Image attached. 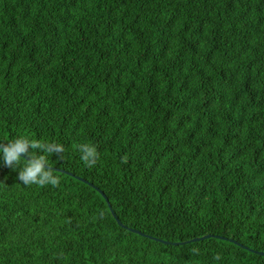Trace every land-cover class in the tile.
<instances>
[{
    "label": "trees",
    "instance_id": "1",
    "mask_svg": "<svg viewBox=\"0 0 264 264\" xmlns=\"http://www.w3.org/2000/svg\"><path fill=\"white\" fill-rule=\"evenodd\" d=\"M16 141L0 264H264V0H0Z\"/></svg>",
    "mask_w": 264,
    "mask_h": 264
},
{
    "label": "clouds",
    "instance_id": "2",
    "mask_svg": "<svg viewBox=\"0 0 264 264\" xmlns=\"http://www.w3.org/2000/svg\"><path fill=\"white\" fill-rule=\"evenodd\" d=\"M32 147H37L36 144H32ZM28 144L24 141H16V142H10L9 146L4 148L2 151L5 165L8 167H11L13 164L19 165L21 162V154L29 155L31 156L32 160H35V162L24 161V165L21 168V171L19 173V176L17 179L19 181L23 182V185L30 186V185H37L39 187H44L45 185L49 184V179L51 176V173L45 172L43 170V165L46 161L45 157L36 158L33 154H29L27 152ZM86 155L82 157V160L85 162V164L88 167H93L95 164L88 163L90 158L96 157L98 154L96 153L95 147H89L85 149ZM128 162L127 155L123 156L121 158V163L126 164ZM50 184L52 186H57L59 184V179H50ZM103 215V214H101ZM192 252L194 254H198L199 249L193 248ZM215 259L219 260L220 257L217 255Z\"/></svg>",
    "mask_w": 264,
    "mask_h": 264
},
{
    "label": "water",
    "instance_id": "3",
    "mask_svg": "<svg viewBox=\"0 0 264 264\" xmlns=\"http://www.w3.org/2000/svg\"><path fill=\"white\" fill-rule=\"evenodd\" d=\"M101 193V192H100ZM101 195L104 197V199L107 201V199H106V197L103 195V193H101ZM109 205V204H108ZM118 224L119 225H121L120 224V222L118 221ZM131 231H133V232H135V233H138V232H136L135 230H131ZM208 237H210V235H206V236H203V237H201V238H194V239H192V240H190V241H186V242H180V243H171V244H173V245H183V244H185V243H189V242H197V241H200V240H204V239H206V238H208ZM217 238H221V239H223V240H227L226 238H223V237H217ZM156 241H160L159 239H155ZM230 242H232V243H236L235 241H233V240H229ZM162 242V241H161ZM258 254L259 255H264V253H262V252H258Z\"/></svg>",
    "mask_w": 264,
    "mask_h": 264
}]
</instances>
